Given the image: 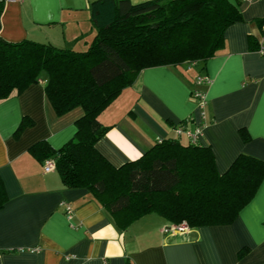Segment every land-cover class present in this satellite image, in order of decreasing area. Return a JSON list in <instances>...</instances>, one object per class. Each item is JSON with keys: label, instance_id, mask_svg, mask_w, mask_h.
<instances>
[{"label": "crops", "instance_id": "1", "mask_svg": "<svg viewBox=\"0 0 264 264\" xmlns=\"http://www.w3.org/2000/svg\"><path fill=\"white\" fill-rule=\"evenodd\" d=\"M92 1L6 2L0 36L83 52L96 35ZM238 10L243 20L225 30L223 48L203 68L144 69L104 109L99 120L108 129L95 148L112 166L136 160L163 139L189 143L174 133L183 121L189 129L202 127L198 142L210 147L220 175L240 154L264 161V55L258 51L264 22H257L264 20V0H240ZM199 76L210 79L204 107L191 96ZM46 78L0 102V177L8 197L0 209V264H264V180L232 223L164 233L180 223L149 214L122 231L86 189H67L55 169L44 172L29 148L40 140L60 148L83 115L76 107L58 116L44 91ZM23 119L30 124L18 131Z\"/></svg>", "mask_w": 264, "mask_h": 264}, {"label": "trees", "instance_id": "2", "mask_svg": "<svg viewBox=\"0 0 264 264\" xmlns=\"http://www.w3.org/2000/svg\"><path fill=\"white\" fill-rule=\"evenodd\" d=\"M239 4L94 0L89 13L96 35L83 52L31 40L9 42L0 36V102L37 83L44 73V91L58 116L82 108L71 140L58 149L40 140L29 153L41 164L53 160L62 185L86 189L118 229L124 231L149 214L189 227L230 224L264 180V161L240 154L220 175L209 146L169 138L114 167L95 143L108 129L100 114L142 70L183 64L203 68L223 48L225 30L243 20ZM29 124L23 119L17 130ZM180 125L186 126L185 121ZM240 136L249 139L244 130ZM7 201L0 177V209Z\"/></svg>", "mask_w": 264, "mask_h": 264}, {"label": "built area", "instance_id": "3", "mask_svg": "<svg viewBox=\"0 0 264 264\" xmlns=\"http://www.w3.org/2000/svg\"><path fill=\"white\" fill-rule=\"evenodd\" d=\"M15 1L18 0H0V3L15 2ZM258 51L261 55H264V45H260ZM209 83H210V79L208 76H199L196 78L195 88L193 89L191 96L193 97V99H195L198 102V104L201 107H204L206 104L205 94L202 89L203 87L207 86ZM174 133L177 137L184 135L191 143H197L202 134V127L196 126L193 129H189L187 126L179 124L174 127ZM42 167L44 172L47 173L55 169V163L53 160L47 159L42 163ZM66 209H67V213L70 214L71 209L69 207H66ZM187 229H188V225L185 222H182L179 225H174L164 228L163 232L164 233L182 232Z\"/></svg>", "mask_w": 264, "mask_h": 264}, {"label": "rangeland", "instance_id": "4", "mask_svg": "<svg viewBox=\"0 0 264 264\" xmlns=\"http://www.w3.org/2000/svg\"><path fill=\"white\" fill-rule=\"evenodd\" d=\"M44 74V73H43ZM43 74H41V76L43 75ZM46 80V79H45ZM183 143H184V141H183Z\"/></svg>", "mask_w": 264, "mask_h": 264}]
</instances>
